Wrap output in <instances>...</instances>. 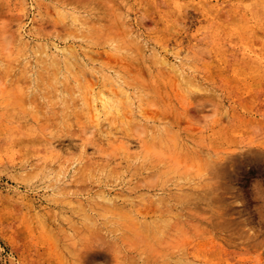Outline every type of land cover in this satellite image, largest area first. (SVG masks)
I'll use <instances>...</instances> for the list:
<instances>
[{"label": "rangeland", "instance_id": "rangeland-1", "mask_svg": "<svg viewBox=\"0 0 264 264\" xmlns=\"http://www.w3.org/2000/svg\"><path fill=\"white\" fill-rule=\"evenodd\" d=\"M0 264H264V0H0Z\"/></svg>", "mask_w": 264, "mask_h": 264}]
</instances>
